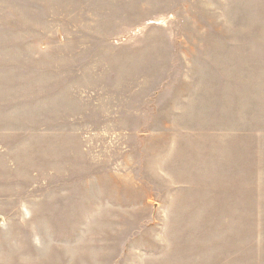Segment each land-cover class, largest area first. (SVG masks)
<instances>
[{
	"label": "rangeland",
	"instance_id": "374dc122",
	"mask_svg": "<svg viewBox=\"0 0 264 264\" xmlns=\"http://www.w3.org/2000/svg\"><path fill=\"white\" fill-rule=\"evenodd\" d=\"M0 264H264V0H0Z\"/></svg>",
	"mask_w": 264,
	"mask_h": 264
}]
</instances>
